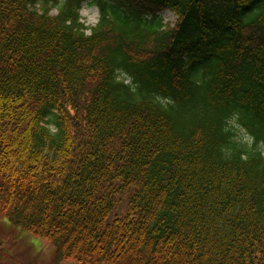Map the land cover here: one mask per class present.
<instances>
[{
    "label": "trees",
    "instance_id": "obj_1",
    "mask_svg": "<svg viewBox=\"0 0 264 264\" xmlns=\"http://www.w3.org/2000/svg\"><path fill=\"white\" fill-rule=\"evenodd\" d=\"M3 217L57 264H264V0H0Z\"/></svg>",
    "mask_w": 264,
    "mask_h": 264
},
{
    "label": "rangeland",
    "instance_id": "obj_2",
    "mask_svg": "<svg viewBox=\"0 0 264 264\" xmlns=\"http://www.w3.org/2000/svg\"><path fill=\"white\" fill-rule=\"evenodd\" d=\"M56 13V9L53 10ZM81 17L87 26H95L99 20V11L89 2L81 10ZM167 23H173L175 16L169 12L163 15ZM131 81L128 79L127 83ZM238 139L252 143L247 133L235 123ZM56 248L45 238L37 237L9 223L6 218L0 219V264H57ZM62 264H75L73 261Z\"/></svg>",
    "mask_w": 264,
    "mask_h": 264
}]
</instances>
